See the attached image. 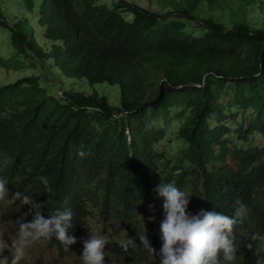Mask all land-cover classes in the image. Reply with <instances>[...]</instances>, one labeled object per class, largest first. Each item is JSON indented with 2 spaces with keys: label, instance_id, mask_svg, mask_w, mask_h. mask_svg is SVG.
I'll return each instance as SVG.
<instances>
[{
  "label": "trees",
  "instance_id": "1",
  "mask_svg": "<svg viewBox=\"0 0 264 264\" xmlns=\"http://www.w3.org/2000/svg\"><path fill=\"white\" fill-rule=\"evenodd\" d=\"M152 1L162 10L137 0H22L27 15L13 22L0 8L13 45L0 67L27 68L22 60L29 59L49 80L55 65L68 82H107L121 90L120 103L112 105L97 91L69 88L58 96L36 74L0 86L6 219L15 233L32 219L27 196L45 217L70 208L68 232L79 243L90 226L116 221L137 244L146 233L159 246L163 200L154 189L171 182L192 193V214L201 210L191 207L193 200L216 210L243 202L248 213L238 224L245 236L234 264H256L247 245L264 242L251 240L254 233L264 238V144L253 139L264 137V27L246 19L225 23L218 12L229 0ZM94 191L106 202L100 221L91 222ZM148 210L156 214L153 224ZM105 248L151 264L142 247Z\"/></svg>",
  "mask_w": 264,
  "mask_h": 264
},
{
  "label": "clouds",
  "instance_id": "2",
  "mask_svg": "<svg viewBox=\"0 0 264 264\" xmlns=\"http://www.w3.org/2000/svg\"><path fill=\"white\" fill-rule=\"evenodd\" d=\"M260 75L259 71L255 73L257 78ZM77 155L84 157L86 153L78 151ZM42 182L46 186V191L52 192V189L48 187L47 179L42 178ZM7 186V179L0 176V200L7 197L9 191ZM154 191L163 200V219L158 225L161 241L159 246L154 242L151 243L146 233L139 236L137 244L133 236L129 237L130 230L125 227V223L116 221L113 224L103 223L97 228V230L107 229L108 235L104 232L96 234L93 231L96 229L90 226L87 228L90 233L89 237L84 239L83 243H79L77 237L68 232V229L72 227L73 219V212L70 208L55 209L48 217H45L41 212L40 204L24 196L23 202L29 205L26 215H31L32 219L19 224L15 242L17 256H22L24 250L34 242L41 241L61 254L65 250L82 249L80 255L82 264H108L112 257L127 259L123 255H111V250L105 248L107 244L110 248L122 247L125 251L129 247H142L152 256L151 264H154L157 258L159 259L155 264H234L236 255H239L235 243L237 224L242 223L248 213L247 206L243 202L237 200L238 206L235 210L228 209L226 206L216 210L214 206L193 200L191 207L201 210L192 214L188 211L192 196L190 191L181 190L171 182H160ZM94 193L96 197L90 203L92 214L88 217L91 222L100 221L97 215L106 202L105 197H101L95 191ZM148 207L153 209L154 206L149 204ZM148 219L154 220L155 217L149 216ZM114 227L117 229L116 232ZM112 236H115L114 240ZM156 236L155 233L152 237L156 238ZM258 239L264 238L256 233L251 237L252 241ZM58 245L63 246L64 249H59ZM247 247L256 257V264H264V242L255 247L249 243Z\"/></svg>",
  "mask_w": 264,
  "mask_h": 264
},
{
  "label": "rangeland",
  "instance_id": "3",
  "mask_svg": "<svg viewBox=\"0 0 264 264\" xmlns=\"http://www.w3.org/2000/svg\"><path fill=\"white\" fill-rule=\"evenodd\" d=\"M103 1V0H101ZM109 1V0H108ZM111 1V0H110ZM144 6H150L153 9L162 10L156 2L150 0H137ZM230 5L223 11H219V15L224 19L225 23L231 26L233 20L235 19H246L249 24L254 27H264V0H229ZM241 2L247 3L242 7V12L236 11V7L241 4ZM227 3V2H226ZM0 8L5 12L6 17L11 21L22 18L27 15L26 9L22 3V0H0ZM232 18H231V15ZM36 24V21H32ZM13 53V45L10 38V32L8 29L0 25V56L8 58ZM31 61L29 59L22 60V65L28 66L23 67L18 70H13L12 68L0 67V86L5 83L13 82L22 76L36 74L40 77V81L43 85L49 87V89L59 96L62 94V90L69 88H79L81 91L86 93L97 91L100 94L108 96L109 102L112 105H118L121 99V90L118 84H109L107 82L96 83L91 85L87 83V86H81L77 82H68L70 77L63 78L60 69L54 65L52 70L50 69V80L47 79L46 71L44 67L38 68L37 66L30 65ZM85 81V79H82ZM64 96H65V91ZM59 93V94H58ZM255 142L257 144H264V137L256 136ZM240 142V141H238ZM167 147L170 143L166 144ZM177 145V144H176ZM175 144L174 148H176ZM198 183L202 186L203 176L197 177ZM7 199L0 200V264H82L80 255L82 254V249L65 250L64 253H59L58 250H54L49 245L44 244L41 241H36L24 250V254L20 257L17 256L15 242L17 240V233H15L13 226L7 221L6 209L8 205ZM149 204V203H148ZM155 213H158L154 210ZM149 216L156 217V214L152 211H147ZM163 214V212H160ZM149 220V219H148ZM154 220H149L153 224ZM115 232L117 229L113 228ZM96 234L104 232L108 235L107 229H96L93 230ZM245 236L244 227L237 224V232H235V243L237 245V254L241 251L240 238ZM127 237V236H126ZM115 236H112V240ZM154 261V264L158 262ZM108 264H137L133 261L124 258L112 257Z\"/></svg>",
  "mask_w": 264,
  "mask_h": 264
}]
</instances>
